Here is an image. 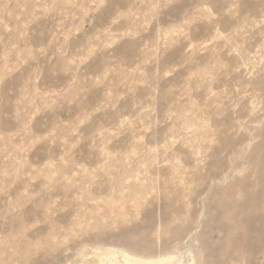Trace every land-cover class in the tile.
Wrapping results in <instances>:
<instances>
[{
  "label": "rangeland",
  "instance_id": "rangeland-1",
  "mask_svg": "<svg viewBox=\"0 0 264 264\" xmlns=\"http://www.w3.org/2000/svg\"><path fill=\"white\" fill-rule=\"evenodd\" d=\"M187 250L264 264V0H0V264Z\"/></svg>",
  "mask_w": 264,
  "mask_h": 264
},
{
  "label": "bare ground",
  "instance_id": "bare-ground-1",
  "mask_svg": "<svg viewBox=\"0 0 264 264\" xmlns=\"http://www.w3.org/2000/svg\"><path fill=\"white\" fill-rule=\"evenodd\" d=\"M180 253H182V251ZM171 255H172V252L165 253L162 255H157V256H148L143 261H145V262L148 261L149 264H197V261H196L197 257L192 255L191 250H189L188 254L185 256L182 254L179 256L176 254V256H178V257L171 256ZM136 262H137V259H134V263H136Z\"/></svg>",
  "mask_w": 264,
  "mask_h": 264
}]
</instances>
